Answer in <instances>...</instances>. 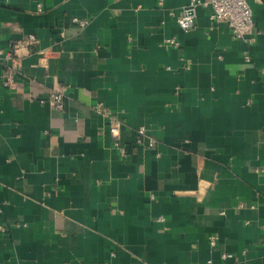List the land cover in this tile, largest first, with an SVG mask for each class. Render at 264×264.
I'll return each mask as SVG.
<instances>
[{
    "label": "crops",
    "instance_id": "1",
    "mask_svg": "<svg viewBox=\"0 0 264 264\" xmlns=\"http://www.w3.org/2000/svg\"><path fill=\"white\" fill-rule=\"evenodd\" d=\"M188 2L0 0V264H264V0L250 48Z\"/></svg>",
    "mask_w": 264,
    "mask_h": 264
},
{
    "label": "built area",
    "instance_id": "2",
    "mask_svg": "<svg viewBox=\"0 0 264 264\" xmlns=\"http://www.w3.org/2000/svg\"><path fill=\"white\" fill-rule=\"evenodd\" d=\"M199 8H209V19L213 22L226 23L230 29L231 35L235 40H242L247 48H250L255 42V36L257 30L255 28L253 12L248 4V0H189L184 6L181 12L176 17V23L182 30H190L194 27L196 13ZM80 26H84L87 20H78ZM37 43L36 38L33 35L26 37L24 44L28 46H35ZM168 43L176 46L177 42L170 39ZM15 44H11L7 52H3L0 49V71L2 66L7 61L10 64L5 71H2L0 76V82L4 87H11L14 81V72L17 69V60L13 56ZM244 60L248 62L250 60L249 52L246 50L243 56ZM65 88L60 87L50 91L46 98L39 100L42 104H48L50 107L56 110H62L64 108ZM93 110L105 117L108 120V131L111 136H117L120 133L121 122L113 117V113L110 109L103 106L101 103H96L93 106ZM138 140L143 141V145L147 149H151L155 146V139L148 136L143 128L137 129ZM113 147L117 150L121 157H126V150L122 147L117 140L113 141ZM159 221H163L159 218ZM209 245L214 246V240L210 238ZM233 255L227 252L220 254L222 261L231 260Z\"/></svg>",
    "mask_w": 264,
    "mask_h": 264
}]
</instances>
